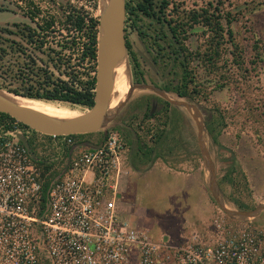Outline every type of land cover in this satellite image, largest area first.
Masks as SVG:
<instances>
[{
  "label": "rangeland",
  "instance_id": "1",
  "mask_svg": "<svg viewBox=\"0 0 264 264\" xmlns=\"http://www.w3.org/2000/svg\"><path fill=\"white\" fill-rule=\"evenodd\" d=\"M22 1L0 0V86L19 90L25 85L22 78L36 71L30 61L34 49L20 31L23 24L33 25L17 7L24 5ZM35 1L44 10H56L50 0ZM66 1L55 3L59 6ZM69 1L83 6L99 25L107 0ZM167 1L162 11L158 10L159 2L156 7L164 21L140 14L135 26L131 20L124 24L125 40L138 66L134 72L126 52L117 79V102L98 130L73 134L70 147L26 125L28 129L21 127L14 137L4 136L5 140L23 139L55 176L70 160V150L74 155L94 148L110 132H116L125 145L117 203L137 229L175 242L193 236L209 242L220 221L231 230L248 222L264 230V0ZM126 2L134 5L136 0ZM167 20L177 28L176 40ZM215 21L231 29L236 49L213 33ZM46 53L36 52L42 60L37 66L45 68ZM49 57L56 58L53 53ZM76 68L83 71L84 81L95 78L96 61L86 69ZM50 70L54 78L59 77L57 71ZM184 76L187 97L163 90L166 85H181ZM153 97L165 99L177 110L171 119ZM31 100L64 108L63 118L90 108ZM4 123L0 119V151L4 150ZM205 124L212 129L211 134ZM164 132L166 138H159ZM212 135H216V142ZM140 143L143 149L153 148L150 160L138 153ZM58 154L63 157L55 161ZM230 173L226 177L232 182L228 183L223 177ZM230 197L240 199L248 209H238Z\"/></svg>",
  "mask_w": 264,
  "mask_h": 264
},
{
  "label": "built area",
  "instance_id": "2",
  "mask_svg": "<svg viewBox=\"0 0 264 264\" xmlns=\"http://www.w3.org/2000/svg\"><path fill=\"white\" fill-rule=\"evenodd\" d=\"M11 126L1 138L0 264H264V230L251 222L232 230L216 222L209 242H175L133 226L117 203L125 151L118 133L70 150L51 176L22 139L5 140L21 130L17 120ZM52 137L73 145L71 135Z\"/></svg>",
  "mask_w": 264,
  "mask_h": 264
},
{
  "label": "trees",
  "instance_id": "3",
  "mask_svg": "<svg viewBox=\"0 0 264 264\" xmlns=\"http://www.w3.org/2000/svg\"><path fill=\"white\" fill-rule=\"evenodd\" d=\"M22 2H24V5H18L17 7L22 15L27 17L33 25L23 24L20 27V31L26 34L27 42L34 49L33 54L30 55V61L36 71H32L31 76L22 78V81L25 82L22 90L9 85L0 86V88H4L11 94L29 99L91 107L94 97L95 78L84 81L81 77L83 71L77 70L76 67L86 69L88 64L96 61L98 20L91 16L83 6L77 7L69 0L59 6H56L55 0H50V6H55V12H52L51 9L44 10L35 0H25ZM157 2L160 4L158 5L159 11H162L168 5L167 0H136L134 5L126 2L125 23L127 20H131L135 26L140 14L148 16L156 20V22L164 21L165 19L156 10L158 8ZM166 23L172 38L176 40L177 28L171 24V21L167 20ZM15 26L19 27L18 25ZM212 28L217 38L224 42H230L235 49L237 48L233 42V34L230 28H224L219 21H215ZM138 33L141 34L142 32L138 30ZM55 47H59V50L54 49ZM45 51H48L46 53L48 63L44 64L45 68H41L37 66V62L42 63V60L37 57L36 52L43 54ZM126 52L133 63L135 72L138 62L128 41H126ZM51 53L56 56L55 59L49 57ZM180 64L186 69L184 62ZM51 68L58 72L59 77L54 78V72L50 70ZM186 88L187 83L184 76L181 85H166L163 87V90L173 91L178 96L185 98L187 97ZM146 98L149 99V97ZM153 98H155L157 104L160 106V110L169 114L167 118L171 119V113L177 110L170 108V103L165 99L161 97ZM0 119L5 122L2 128L3 133L10 130L12 127L11 123L16 121L4 113H0ZM18 124L20 127L28 129V127L20 122ZM205 128L208 134L212 133V129L208 127V124H205ZM166 134L167 132L161 133L159 138H166ZM212 140L216 142V135H212ZM137 151L140 156L150 160L153 148L144 146L143 149V144L140 143L138 144ZM48 168L49 166L45 167V169ZM227 175L230 176L231 173L224 175L223 180L231 183L232 181L231 179H227ZM46 187L47 183L44 184V188ZM230 201L240 210L248 209V206L240 199L230 197Z\"/></svg>",
  "mask_w": 264,
  "mask_h": 264
},
{
  "label": "water",
  "instance_id": "4",
  "mask_svg": "<svg viewBox=\"0 0 264 264\" xmlns=\"http://www.w3.org/2000/svg\"><path fill=\"white\" fill-rule=\"evenodd\" d=\"M125 6V0H108L104 17V34L101 40H97L93 104L86 113L64 123L49 122L34 113L17 108L2 95H0V113L7 114L30 129L45 135H73L98 130L105 123L107 97L111 88L107 71L120 54H126ZM25 144L28 146L26 142Z\"/></svg>",
  "mask_w": 264,
  "mask_h": 264
},
{
  "label": "bare ground",
  "instance_id": "5",
  "mask_svg": "<svg viewBox=\"0 0 264 264\" xmlns=\"http://www.w3.org/2000/svg\"><path fill=\"white\" fill-rule=\"evenodd\" d=\"M105 3L106 4L101 9V17H100L99 25H98L97 40H101V38L103 37V34H104V24H105L104 23L105 22L104 17H105L106 8L108 6V0ZM124 56H125V54H120L118 59L112 64L113 66L110 69H108V71H107V77L110 80L111 88H110V91H109V94L107 97V110H106L105 119H107L110 112L112 110H114V108H112V107H113V104L115 102L116 93H117V84H118L117 79L120 75L119 71L120 72L122 71V69L120 67L124 63ZM123 78H124V76H123ZM0 95H2L3 97H5L9 101H11L14 105H16L17 108L24 110V111H27V112L34 113V114L44 118L45 120H47L49 122L57 121L60 123H64V122L70 121L71 119H73L77 116L84 114V113H81V114L74 116V117L63 118L62 116L65 115L66 112H65L64 108H62L60 106L53 105V104H47V103L46 104L37 103V102H35L29 98H25L23 96H18L15 94H10V93L4 92L2 90H0Z\"/></svg>",
  "mask_w": 264,
  "mask_h": 264
}]
</instances>
